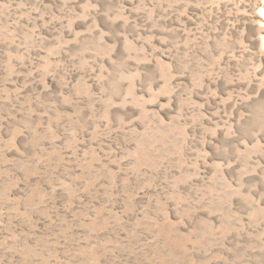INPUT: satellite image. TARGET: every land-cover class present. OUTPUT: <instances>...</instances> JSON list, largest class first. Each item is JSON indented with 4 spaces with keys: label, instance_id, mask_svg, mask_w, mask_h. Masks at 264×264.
I'll list each match as a JSON object with an SVG mask.
<instances>
[{
    "label": "rangeland",
    "instance_id": "1",
    "mask_svg": "<svg viewBox=\"0 0 264 264\" xmlns=\"http://www.w3.org/2000/svg\"><path fill=\"white\" fill-rule=\"evenodd\" d=\"M0 264H264V0H0Z\"/></svg>",
    "mask_w": 264,
    "mask_h": 264
}]
</instances>
